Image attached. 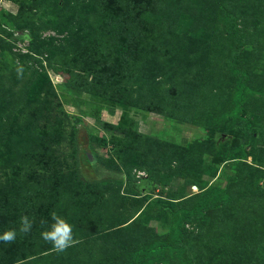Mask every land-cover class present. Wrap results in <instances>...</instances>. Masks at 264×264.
I'll return each mask as SVG.
<instances>
[{"label": "rangeland", "instance_id": "obj_1", "mask_svg": "<svg viewBox=\"0 0 264 264\" xmlns=\"http://www.w3.org/2000/svg\"><path fill=\"white\" fill-rule=\"evenodd\" d=\"M129 1L0 0V193L25 189L37 168L30 157L38 156L54 177L50 213L64 216L79 241L58 262L77 252L75 264H87L95 238L110 237H88L101 231L98 218L108 217V205L124 200L123 211L141 214L143 255L154 240L174 242L171 230L195 208L202 185L231 186L228 203L187 223L184 252L166 250L158 264H264V177L251 169L243 183L230 182L234 172L219 143L242 131L233 127L221 136L209 127L214 119L229 121L238 67L249 74L248 87L259 90L242 113L264 135V25L255 11L264 10V0H154V6L133 0L138 9L128 15ZM228 12L246 36L242 49L225 28ZM133 23L139 54L109 77L99 57L90 56L97 37L111 33L115 50L123 51L125 27ZM169 88L175 96H165ZM255 159L261 160L247 161L264 169ZM123 218L116 221L125 225ZM48 252L36 263L51 264L49 255L61 254Z\"/></svg>", "mask_w": 264, "mask_h": 264}, {"label": "trees", "instance_id": "obj_2", "mask_svg": "<svg viewBox=\"0 0 264 264\" xmlns=\"http://www.w3.org/2000/svg\"><path fill=\"white\" fill-rule=\"evenodd\" d=\"M12 1L17 2V0ZM132 1L133 0L129 1L127 3V6H125L127 10L130 9L128 15H131L133 13L131 11V8L132 10L138 9V6H136V4ZM150 3L152 6H154L155 4L154 0H150ZM255 11H257V16L259 17L258 23L263 26L264 10L261 11L255 8ZM225 20L227 21L225 24V28H227L229 33L234 37L233 41L237 43L238 48L243 47L246 41V36L245 34H242L241 30L239 31V29H237L232 21L229 12L226 14ZM134 28V23L133 26H130L129 24L127 25V27H125L126 33L130 34V36L129 39H127V41H125V43L123 44V46L126 47L125 49H123V51L115 50V43L111 41V33L106 32L102 37H97V43H95L96 50L90 53L92 54L90 56L99 57V59L102 61H100V63L103 66L101 69L103 71L105 70L106 72L108 71L107 75L109 77L116 74V72H113L114 70L118 71V68L124 67V62L126 61L130 62L128 65L130 67L133 63V60H130V55H132L133 59L134 57H137V54H139L140 48L142 46L139 44L140 38H138V36L134 37L132 35L131 31L134 30ZM97 30L98 32H100L98 26ZM115 35H117L116 39L118 41V34ZM108 36L110 37V39L108 38ZM90 56H88V60ZM92 58H90V60H93ZM232 70L236 80V87L234 90L235 107L232 111L226 113L227 116H229V121L231 124L228 127L229 121L226 124L221 123V121L213 118L214 125H210L209 127L217 131H223L221 136H224V133L230 132L231 128L233 127H239V130L242 131V133L236 139H224L222 137L221 139L223 140L221 141V143H219V147L220 145L224 146V160L226 161L228 167L234 172L233 174L229 175V181L232 183H243L242 180L246 179V171L253 174L251 169H254L259 177H264V169L259 168L254 164H250L247 161L250 155H253L254 158L257 157L261 159H255L257 162L262 160L264 161V147L258 146V143H260V141L264 144V135L261 134L262 137H258L256 135V123H254L248 116L242 113L244 109V103L248 100L249 95L255 92L259 93V90L256 91L253 89V87H248L250 76L247 72L243 71V69L241 70L238 67H233ZM170 90V88L165 89V96L167 94H171V96L176 95L175 89L171 91ZM260 92L264 95V88H261ZM174 103V109L176 110L177 102ZM203 110L204 113L208 112V109L203 108ZM223 117L226 119L225 112L223 114ZM210 119L211 117L206 118L207 121H209ZM251 142H255V144L251 146ZM248 146H251L250 149H248ZM37 158L39 157L34 155L30 157L31 168L36 165L37 168L28 178L29 181H25V189L23 188L24 186H22V190H20L18 193H0V233H2L7 228L17 229L15 242L11 244L0 242V264H37V258L41 256L43 257L45 255L44 253H49L48 251H55L52 248L51 244L45 242L41 238L39 227V220L41 218H48L50 215L51 207L48 208V206L53 205L52 203H50L49 197L52 194V190L50 191V189L53 181L52 178L54 177L52 175V171H50V166L45 167L39 165L42 163V160L40 162L36 160ZM180 172H183V170L181 169ZM186 177L188 180L190 177L189 173ZM132 187L133 190L136 191V186ZM230 187L231 186L221 187L220 185L216 184L210 186L202 185L203 191L201 192V197L199 198V201L196 204L195 208L183 213V215L178 219L179 221L175 225V228H172L171 230L172 233H174V242L171 244H166L164 242H162V244H157V242L153 239L154 243L156 244V246L154 247L155 249L146 248L145 251H148V253L146 252L143 255L140 254V252L143 251L142 249H144L143 247L146 243L145 234L143 232L140 233V229L136 225L141 214L138 213V210L135 212H131L128 210V213L127 211H123L126 206V201L124 200L115 202L113 208H109L108 205L106 211L112 209L106 215L108 217L104 216V218L102 219L99 216L98 218V222L102 225V228L98 229L101 231L89 234L88 237L89 239H92L97 235H101L103 233H111L109 234L110 237H100L99 242L97 241L98 238H95V241L93 242H95V244H98V246L96 248L92 245L91 250L89 252H86L84 258L85 262H87V264H90L92 262H96L97 264H141L144 260H147V262L158 264L159 261L162 260L161 257L166 250H168V252H170L171 254H181L182 252H184L186 247L185 240L187 238V223L201 220L206 217L207 211L216 209V207L219 206L222 207L225 203H228V201L231 200ZM113 194L115 195L116 192H114ZM115 196L119 197V195ZM53 207L55 208V204L53 205ZM21 214H28L29 216L35 215L36 217V223L34 224L31 233L27 235L21 234L18 230V221ZM118 216L125 217L121 219L123 220V224L125 225H122L116 221V217ZM104 220L108 224H105ZM90 226L94 225L92 224ZM86 227L88 228V226ZM132 241H135V249L131 244ZM90 244H92V242ZM138 244H140L142 248H138ZM75 247H78V245L76 244ZM62 254L63 253L57 256L50 254L49 260L52 259L51 261L58 262ZM76 259L77 252L71 254V259H68L66 261L62 260V264H75L76 261L73 260ZM164 260L167 264L168 261L166 259ZM53 262L51 264L60 263Z\"/></svg>", "mask_w": 264, "mask_h": 264}, {"label": "clouds", "instance_id": "obj_3", "mask_svg": "<svg viewBox=\"0 0 264 264\" xmlns=\"http://www.w3.org/2000/svg\"><path fill=\"white\" fill-rule=\"evenodd\" d=\"M15 71L18 79L24 76L25 68L22 64L15 66ZM19 232L27 235L31 233L34 224L36 223L35 215L21 214L19 218ZM40 236L41 238L51 244L52 248L57 253L65 252L69 247L78 243V239L73 234V227L67 219L56 213L51 212L48 218H41L39 220ZM17 236V229L7 228L0 233V242L11 244L15 242Z\"/></svg>", "mask_w": 264, "mask_h": 264}]
</instances>
